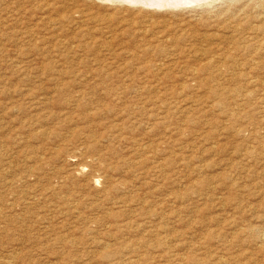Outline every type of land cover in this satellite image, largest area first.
<instances>
[{
  "label": "rangeland",
  "instance_id": "1",
  "mask_svg": "<svg viewBox=\"0 0 264 264\" xmlns=\"http://www.w3.org/2000/svg\"><path fill=\"white\" fill-rule=\"evenodd\" d=\"M128 2L0 0V264H264V0Z\"/></svg>",
  "mask_w": 264,
  "mask_h": 264
},
{
  "label": "bare ground",
  "instance_id": "2",
  "mask_svg": "<svg viewBox=\"0 0 264 264\" xmlns=\"http://www.w3.org/2000/svg\"><path fill=\"white\" fill-rule=\"evenodd\" d=\"M111 1V0H110ZM124 1V0H123ZM126 1V0H125ZM130 1V3H135V4H137V3H142V4H145L146 6L147 5H149V7L150 6H158V8L159 7H166V6H176V7H178V6H180V5H184V4H190V3H195V2H198L199 0H176V2L175 3H171L169 0H129ZM151 2L150 4H148L147 2ZM174 1V0H173ZM172 1V2H173ZM205 1V0H204ZM122 2V1H121ZM202 2V1H201ZM129 3V2H128ZM129 3V4H130ZM156 8V7H155ZM226 35V34H225ZM37 103V102H36ZM99 241V240H98ZM104 248V247H103ZM1 261V260H0ZM7 262H9V261H7ZM8 264V263H7Z\"/></svg>",
  "mask_w": 264,
  "mask_h": 264
}]
</instances>
